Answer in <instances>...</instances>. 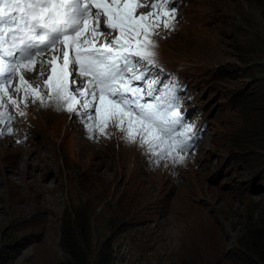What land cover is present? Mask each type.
Segmentation results:
<instances>
[{
    "label": "rangeland",
    "instance_id": "obj_1",
    "mask_svg": "<svg viewBox=\"0 0 264 264\" xmlns=\"http://www.w3.org/2000/svg\"><path fill=\"white\" fill-rule=\"evenodd\" d=\"M174 2L175 31L154 37L156 71L184 86L194 151L156 166L115 130L92 141L66 112L24 109L13 128H31L0 142V264L66 263L62 229L76 223L91 232L92 262L103 249L110 264H260L251 231L264 229V0ZM48 116H63L56 133L39 124ZM28 172L48 176L53 193L26 187Z\"/></svg>",
    "mask_w": 264,
    "mask_h": 264
},
{
    "label": "snow or ice",
    "instance_id": "obj_2",
    "mask_svg": "<svg viewBox=\"0 0 264 264\" xmlns=\"http://www.w3.org/2000/svg\"><path fill=\"white\" fill-rule=\"evenodd\" d=\"M178 7L174 0H0V139L38 104L75 115L89 140L115 130L151 164H183L197 132L181 112L178 81L156 73L154 39L175 31Z\"/></svg>",
    "mask_w": 264,
    "mask_h": 264
},
{
    "label": "trees",
    "instance_id": "obj_3",
    "mask_svg": "<svg viewBox=\"0 0 264 264\" xmlns=\"http://www.w3.org/2000/svg\"><path fill=\"white\" fill-rule=\"evenodd\" d=\"M90 231L84 225L78 223L62 229L61 246L69 256L64 264H110L103 249L98 253L94 262L90 259L88 252ZM252 252L260 264H264V229L258 228L251 231Z\"/></svg>",
    "mask_w": 264,
    "mask_h": 264
},
{
    "label": "bare ground",
    "instance_id": "obj_4",
    "mask_svg": "<svg viewBox=\"0 0 264 264\" xmlns=\"http://www.w3.org/2000/svg\"><path fill=\"white\" fill-rule=\"evenodd\" d=\"M141 11H144V9H142ZM27 79L34 80L35 79V76H29L28 75L27 76ZM25 109L27 111L35 114L36 116H40V117H43V114H44L43 113V110L46 111V109L41 108L38 104H29V106L27 108H25ZM65 114H68V113H65ZM65 114H63V115H65ZM72 116L73 117H76L75 115H72ZM63 121H64L63 120V116H61V117L48 116L47 118H45V122H42L40 120L39 124H42V125L43 124H46L47 126L48 125H51V129L54 131V133H56L57 128L63 123ZM14 122H17V120L15 119ZM74 124H75V121L74 120H71L69 129L70 128H74L75 127ZM35 127H36L37 130L39 129L38 126H35ZM42 127H44V126H42ZM30 128H31L30 126H26V125H22V126H20V125L17 126L16 125L15 134L18 133V132H20V131H26V130H28ZM69 129H68V131H69ZM42 134H43V132H42ZM44 137H46L45 134H44ZM15 139H16V137L14 136L12 138V141L14 142ZM0 142H1V139H0ZM28 149H30V148H28ZM81 151L83 153H87L89 151V146H87V144H81ZM25 152H26V154H28V150H25ZM22 165H24V161H19L18 163H13V164H11L10 162L8 163V166H9V168H11V171L13 173H20L19 167L22 166ZM47 177L48 176H45L44 177L42 175L40 177V181H39L31 172H28V173H25V175H24V181H25L26 187L31 188V189H34L35 192L37 193V195L40 197L41 195H43L45 193H49L50 194V193H53V191H54L53 188H49L45 184H43V183L46 182ZM25 178L27 180H30V182L27 183L26 180H25ZM54 201L55 202L57 201V197L54 198ZM46 203H51V202H46Z\"/></svg>",
    "mask_w": 264,
    "mask_h": 264
},
{
    "label": "clouds",
    "instance_id": "obj_5",
    "mask_svg": "<svg viewBox=\"0 0 264 264\" xmlns=\"http://www.w3.org/2000/svg\"><path fill=\"white\" fill-rule=\"evenodd\" d=\"M185 104H186V101H185ZM185 106V105H184ZM184 106H182V108L184 107ZM182 110V109H181ZM184 115V114H183ZM185 116V115H184ZM186 119V118H185ZM187 122L189 123V121L187 120Z\"/></svg>",
    "mask_w": 264,
    "mask_h": 264
}]
</instances>
